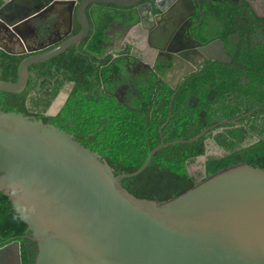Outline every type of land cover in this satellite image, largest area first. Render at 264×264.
<instances>
[{
  "label": "water",
  "instance_id": "1",
  "mask_svg": "<svg viewBox=\"0 0 264 264\" xmlns=\"http://www.w3.org/2000/svg\"><path fill=\"white\" fill-rule=\"evenodd\" d=\"M140 1L5 0L0 6V49L9 54L43 48H26L19 41L23 48L14 49L11 38L23 36L22 29L30 28L32 19L56 4L70 5L71 16L77 8L81 29L56 46L25 56L17 80L0 78V91L24 90L31 65L87 37L90 3L132 6ZM146 9L153 11V5L137 6L138 18ZM4 30L8 36L2 34ZM204 48L208 56L197 67L209 58L232 62L222 39ZM184 75L164 80L176 88ZM242 116L221 120L189 139L162 138L140 168L115 173L99 152L73 134L41 118L0 107V191L37 243L35 264H264V168L239 162L165 201L138 197L122 183L141 173L162 147L193 142ZM0 264H23L20 238L0 246Z\"/></svg>",
  "mask_w": 264,
  "mask_h": 264
},
{
  "label": "trees",
  "instance_id": "2",
  "mask_svg": "<svg viewBox=\"0 0 264 264\" xmlns=\"http://www.w3.org/2000/svg\"><path fill=\"white\" fill-rule=\"evenodd\" d=\"M4 1L0 0V6ZM104 13L107 14L106 18L98 23L95 32L97 40L104 38L105 29L112 17L109 11ZM78 29L79 27L75 31ZM219 35L227 53L232 57V62L209 61L190 74L176 89L161 81L150 107L144 110L118 106L104 111L89 103L90 111L85 112L84 116L81 115L85 133H93L92 139L84 144L99 152L114 168L115 173H120L140 168L149 152L162 142V138L166 142L189 139L221 120H231L245 114L235 122L220 124L216 130H222L216 133L210 130L193 142H179L159 149L141 173L122 180L123 185L136 196L165 201L184 193L222 168L239 162L264 168V38L260 43L254 44L243 34L236 40L231 39L226 32ZM97 47L99 48V45ZM88 48L92 50V39ZM82 53L84 51L69 49L63 52V58L80 56ZM25 56L27 55L9 54L0 49V78L17 80L18 66ZM88 60L84 56L79 58L78 69L81 66L82 70L78 74L75 66L63 65L64 72L73 70L68 80L76 81V87L60 115L90 101L82 99L80 89L83 85L81 78L85 77L89 70ZM46 63L31 65L30 73H35L37 78L48 73L51 67ZM59 64H63L62 59ZM36 85L37 81L32 77L30 87L20 92L0 91V107L6 111L23 112L25 115L34 114L47 122L48 118L44 112L57 95L61 82L43 100L30 94L29 89ZM45 90L47 91L46 85L41 84L39 92ZM175 91L172 112L168 119L171 98ZM150 95V91L146 93L143 101L145 106ZM37 108L38 112H35ZM247 112L251 114L248 115ZM257 117H261L263 122L257 120ZM85 120L89 127L86 126ZM52 121H55V118H52ZM255 133L262 136L257 141L243 146L246 139ZM208 138H214L219 146L229 152L223 156L209 155L205 161V173H192L189 167L193 161L206 153ZM0 211H11L14 219L4 220L1 216V231L5 233L15 225V230L11 229L10 236H13L11 239L21 240L22 261L24 264H35L37 247L33 244L35 248H29L31 240L24 236L31 232L13 209L8 196L1 191Z\"/></svg>",
  "mask_w": 264,
  "mask_h": 264
},
{
  "label": "flooded vegetation",
  "instance_id": "3",
  "mask_svg": "<svg viewBox=\"0 0 264 264\" xmlns=\"http://www.w3.org/2000/svg\"><path fill=\"white\" fill-rule=\"evenodd\" d=\"M148 3L153 5V11L146 9L143 11L144 16L138 18L137 6ZM69 8L70 5L56 4L45 10L28 23L30 28L22 29L23 36L12 37L13 42L10 44L14 49L23 48L19 41H23L26 48L43 46L42 49L34 51L41 52L76 34L81 29L77 8L72 16ZM104 11H109L112 17L105 29L104 38L97 40L95 32L98 23L107 15ZM87 14L90 20L87 37L65 50L75 49L84 53L63 58L62 52L43 61L51 67L49 72L38 78L35 73H30L26 87H30L33 77L37 85L29 89L30 94L43 100L61 82L57 95L44 112L48 118L47 122L73 134L83 145L93 136L92 131L85 133V125L81 119V115L84 116L85 112L90 111L89 103L104 111L118 106L144 110L150 107L160 82L168 84L165 78L171 79L178 77L180 73L185 74L181 80H177L178 86L207 62L217 61L209 58L199 67L196 64L202 61L205 55L208 56L203 47L222 39L219 34L226 32L233 40L239 39L243 34L254 44L260 43L264 38V0H141L132 6L92 2L87 7ZM77 27L79 29L75 31ZM2 34L8 36L9 32L4 30ZM9 39L4 38L5 41ZM91 39L92 50L88 48ZM82 56L89 59V70L87 75L81 78V96L83 100L90 101L60 115L76 87V81L68 80L73 70L64 72L63 65H73L78 69L79 58ZM60 59L63 64H59ZM79 67L77 74L82 70L81 66ZM192 67L196 69L191 70ZM41 84L46 85L48 93L46 90L39 92ZM62 90L64 91L57 100ZM149 91L151 95L145 106L143 101ZM35 112H38V108ZM32 116L36 117L34 114ZM52 118H55V121H52ZM257 120L263 122L261 117H257ZM86 126L89 127L87 124ZM219 130L222 129L215 130L214 133ZM260 136L262 135L255 133L246 139L243 146L257 141ZM211 139L215 142L214 138ZM1 216L4 220L14 221L11 211H0ZM11 229L15 230V225L5 233L0 229V246L15 239H11ZM24 236L31 240L29 248L37 247L36 241L30 238L31 234Z\"/></svg>",
  "mask_w": 264,
  "mask_h": 264
},
{
  "label": "rangeland",
  "instance_id": "4",
  "mask_svg": "<svg viewBox=\"0 0 264 264\" xmlns=\"http://www.w3.org/2000/svg\"><path fill=\"white\" fill-rule=\"evenodd\" d=\"M64 90H62L59 93V96L57 97V100L59 97H61L62 93ZM57 101H55L54 104H56ZM218 130V129H217ZM208 146H207V154L204 156H200L198 157L195 161H193L189 167L190 171L192 173L195 172H204V158L206 156H221L224 155L226 153H228L229 151H227L226 149L222 148L221 146H219L216 142H214L211 138L209 139V142H207Z\"/></svg>",
  "mask_w": 264,
  "mask_h": 264
}]
</instances>
